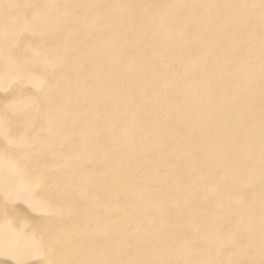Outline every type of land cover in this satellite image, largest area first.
Here are the masks:
<instances>
[{"label":"bare ground","instance_id":"6f19581e","mask_svg":"<svg viewBox=\"0 0 264 264\" xmlns=\"http://www.w3.org/2000/svg\"><path fill=\"white\" fill-rule=\"evenodd\" d=\"M0 264H264V0H0Z\"/></svg>","mask_w":264,"mask_h":264}]
</instances>
